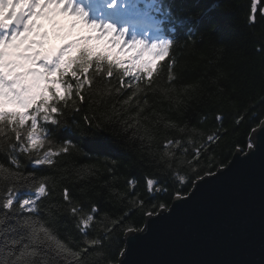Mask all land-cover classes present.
I'll use <instances>...</instances> for the list:
<instances>
[{"label": "snow or ice", "instance_id": "1", "mask_svg": "<svg viewBox=\"0 0 264 264\" xmlns=\"http://www.w3.org/2000/svg\"><path fill=\"white\" fill-rule=\"evenodd\" d=\"M147 5L141 7L140 0H0V235L15 236L0 249V264H123L125 245L146 231L150 218L169 212L173 200L187 199L199 182L227 169L229 157L237 152L247 157L257 148L253 135L264 132V118L250 128L244 144L224 143L226 151L220 152L213 148L229 135L223 121L246 83L241 73L245 78L249 73L220 70L178 86L179 61L170 56L177 41L145 38L155 31ZM256 11L254 3L250 24L256 23ZM42 19L60 31L83 26L89 32L46 47L50 33L41 31ZM215 30L213 26L209 31ZM225 50L217 48L220 53ZM256 51L264 63V44ZM165 58L171 63L153 78ZM165 73L167 83L160 86L157 81ZM106 83L113 84L107 91L114 90L117 101L110 107L96 99L104 94ZM122 95L126 99L120 101ZM85 109L77 119L75 114ZM209 111L216 113L220 127L205 136L198 125L209 119ZM146 113H152V119ZM245 119L237 113L234 123ZM102 129L117 136L132 158L97 157L96 163L71 167L59 159H92L81 141ZM161 129L166 143L158 151ZM25 161L57 172L25 171ZM147 167L166 178H146L147 195L154 199L137 191L139 182L131 175ZM70 184L77 185L75 194ZM21 190L30 195L21 198ZM101 201L122 204L127 211L122 209L115 219L108 212L97 218ZM132 212L138 215L129 219ZM97 226L102 235L90 236ZM77 232L84 237L83 247L74 239ZM106 241L119 245L117 253L105 250Z\"/></svg>", "mask_w": 264, "mask_h": 264}, {"label": "trees", "instance_id": "2", "mask_svg": "<svg viewBox=\"0 0 264 264\" xmlns=\"http://www.w3.org/2000/svg\"><path fill=\"white\" fill-rule=\"evenodd\" d=\"M144 3H148L145 8L147 14L152 15L157 21L154 24L155 29L159 33V40L177 41V50L175 53L170 51V56L175 55L179 61L181 71L179 75L181 79L178 86L185 83H195L203 76H212L213 73L225 70L240 72L241 69L246 70L249 75L244 77L241 73V79H246V83L238 91L237 97L234 99L232 106L227 110L223 128L229 131V135L223 138V142L215 151L220 152L225 150L224 143H241L244 144L250 132V128L255 126L260 119L264 118V63L261 61L262 54L256 51V48L264 44V0H140L141 7ZM257 5L256 23L250 24L249 17L253 13L251 8L253 4ZM70 24V23H67ZM215 26L216 30L210 33V29ZM83 26H78L75 30L66 27L63 31H57L55 37L57 40L65 38H77L85 32ZM88 30V29H87ZM72 35H68L69 32ZM192 41H195L193 44ZM101 50L105 47V42H99ZM223 47L226 50L223 53L217 51V48ZM219 63H217V58ZM165 63H171L169 58L159 61L156 72L153 73V78L160 76L161 68ZM176 67V66H174ZM176 71L173 75H177ZM148 78L145 77V81ZM107 80V78H106ZM145 81H141V84ZM125 78V83H127ZM136 83V81H132ZM160 86L167 83V74L165 73L163 80L157 81ZM118 86V85H117ZM104 94L98 95L96 99L100 100L105 107H110L116 103L114 99V90L112 93L107 91L112 88V83H106ZM149 103L153 101L152 94L147 97ZM159 99V97H156ZM126 99L125 95L119 97L122 101ZM14 104H6L5 107L13 106ZM119 107V104L117 105ZM159 110V106L158 109ZM87 112L77 113L76 118L82 119L83 114ZM245 115V121L236 125L234 123L236 114ZM134 114V113H130ZM149 119H152V113H146ZM191 116L192 114L189 113ZM209 119L198 127L205 133V136L211 134L220 124L215 120V112H207ZM193 122L195 119L193 118ZM161 135L156 139L158 142V151H163V144L166 143L164 136L166 135L161 129ZM170 135V134H168ZM199 142V141H198ZM82 147L92 156V159L81 157L75 160L73 157H60L61 160H67L68 166L78 164L96 163L97 157L111 156L121 161H127L132 158L130 151H127L120 139L111 131L102 129L97 133L85 136L82 138ZM191 149L189 150V159H191ZM232 157L228 158L227 163ZM3 159V157H0ZM25 171H34L38 175H50L57 172L56 169L48 167H34L30 162L25 161ZM99 166V165H98ZM131 175H134L138 180V188L142 195L148 199H154L147 195L146 178H158L162 181L166 180L161 176L160 171L153 167L137 168L132 170ZM3 184V181H0ZM73 194L77 191V185H69ZM30 195L25 190L20 191V197L23 198ZM156 198L170 199V197L159 196ZM101 211L97 214V218L108 212L112 219L123 214L127 209L122 204H110L106 201H101ZM123 209V211H122ZM2 214V210H0ZM136 212H132L129 219L137 217ZM102 235L99 226L96 230H90L89 235L96 237ZM74 239L83 247L84 237L78 232L74 233ZM15 238L10 235L5 238L0 235V249L7 246V240ZM105 250L109 254H115L118 251L119 245L115 241H106ZM99 250V249H98ZM2 258V255H0Z\"/></svg>", "mask_w": 264, "mask_h": 264}, {"label": "water", "instance_id": "3", "mask_svg": "<svg viewBox=\"0 0 264 264\" xmlns=\"http://www.w3.org/2000/svg\"><path fill=\"white\" fill-rule=\"evenodd\" d=\"M257 148L173 200L125 245L123 264H264V132Z\"/></svg>", "mask_w": 264, "mask_h": 264}, {"label": "rangeland", "instance_id": "4", "mask_svg": "<svg viewBox=\"0 0 264 264\" xmlns=\"http://www.w3.org/2000/svg\"><path fill=\"white\" fill-rule=\"evenodd\" d=\"M60 18V17H59ZM58 18V19H59ZM42 20H44V19H42ZM44 21H46V20H44ZM55 46H58V45H56L54 42H53V40H49V43H48V45H46V47H55Z\"/></svg>", "mask_w": 264, "mask_h": 264}]
</instances>
